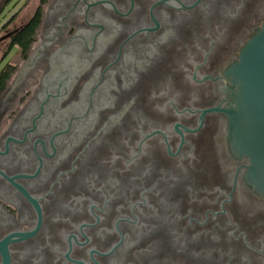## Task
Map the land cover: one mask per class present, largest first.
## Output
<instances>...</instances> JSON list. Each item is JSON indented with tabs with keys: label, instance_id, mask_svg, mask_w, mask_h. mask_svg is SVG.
Listing matches in <instances>:
<instances>
[{
	"label": "flooded vegetation",
	"instance_id": "flooded-vegetation-1",
	"mask_svg": "<svg viewBox=\"0 0 264 264\" xmlns=\"http://www.w3.org/2000/svg\"><path fill=\"white\" fill-rule=\"evenodd\" d=\"M15 1L0 0V15ZM98 1L120 14L130 8V0L92 4ZM160 1L132 0L123 16L96 4L86 21L102 27L97 33L100 27L85 21L83 0H37L29 20L39 13L40 21L24 57L17 47L5 55L24 24L7 30L9 20L0 27L2 37L12 33L0 40L8 41L0 61L13 50L23 59L18 68L7 62L15 71L0 94V152L7 138L22 141L33 128L46 102L44 88L65 90L47 97L25 140H8V152L0 154L8 179L34 175L37 155L41 159L35 177L14 179L37 200L40 224L32 236L7 244L10 264H79L65 258L70 235L78 244L86 242L83 235L88 239L78 245L70 236L68 258L83 264H96L91 256L99 264H264V196L241 182L247 163L229 150L224 113L206 112L201 121L202 112H194L225 109L224 73L264 22V0H199L194 6L197 0H177L192 7L152 8ZM151 8L160 28L136 33L156 28ZM55 66L60 70L52 73ZM49 92L57 95L58 88ZM37 140L51 157L40 141L35 154ZM154 187L156 193L147 192ZM36 223L30 203L0 174V242L31 232ZM118 243L109 255L90 256Z\"/></svg>",
	"mask_w": 264,
	"mask_h": 264
},
{
	"label": "water",
	"instance_id": "water-1",
	"mask_svg": "<svg viewBox=\"0 0 264 264\" xmlns=\"http://www.w3.org/2000/svg\"><path fill=\"white\" fill-rule=\"evenodd\" d=\"M198 1L199 0H197L192 6H194ZM77 2H78V0H77ZM83 2L85 3L84 0H83ZM98 3H101L104 7L113 10L114 12L118 13L121 16L126 15L129 12V10L131 9V6H132V0H130V8L127 11V13L126 14H120L119 12H117L114 9L113 5L110 2H108V1H98V2H96L94 4H92V0H91V4L85 3V4L88 5L86 7L87 10L85 12V21H86V13H87L88 9L93 7V6H95ZM161 3H165V4H167V5H169V6L173 7V8H176V9H188V8L192 7V6L184 7L177 0H163V1H160V2H158L156 4H154L152 6V8L154 6H156V5H158V4H161ZM74 6L75 5H73V9H74ZM152 8L150 9V17L153 20V22L156 24V28L142 29V30L137 31L136 33H141V34H143L145 36L148 31H156V30H158L160 28V26L158 25L157 21L151 15ZM73 9H70V11L73 10ZM80 14H82V13H80ZM58 20L61 22V20H65V18H58ZM86 23L88 25H90V26L100 27V30L97 33H99L102 30V27L100 25L91 24V23H89L87 21H86ZM60 28H63V27H60ZM57 30H58V27H57ZM78 32H80V31H78ZM97 33L94 35V37L97 35ZM136 33H134V34H136ZM75 34H77V33H75ZM11 35H12V33L8 34L5 37L0 38V40H4L7 37H10ZM55 35H58V34H55ZM132 36H130V37H132ZM94 37H93V40H92V48H91V50L93 49ZM128 39H126L125 41H127ZM122 44H121V46H122ZM121 46H120V48H121ZM120 48H119V56H120ZM91 50H88V51L90 52ZM119 56H118V58H119ZM37 57H38V52H37V56L35 58H37ZM117 60L115 62H117ZM115 62H113V63H115ZM29 63H30V60L25 62L22 65V67L20 68V71H19L15 81L13 82V84L10 87V92L13 91L16 87H18V85L20 84L22 79H24V76H25L26 72L30 68V64ZM31 66H32V64H31ZM59 70L60 69L57 66L51 67V72L52 73H57ZM195 74H196V70H195ZM195 74L193 75V79H194ZM224 75H225L226 79L229 81L228 85L224 82L223 79H221L219 77H217V78L219 80L223 81L227 85V87L225 88V94L227 96V104H226L225 109L224 110H219V109H217L218 108L217 107V108H214V109H206V110L194 111V112H202V114L199 117V120H201V121H202V118H203V116H204V114L206 112H218L219 111V112H223L224 113V115H225V117L227 119V138H228L229 150H230V152H231V154L233 156H235L236 158H238L240 160H244L247 163V169H246V172L243 173V175H242L243 179L241 180V182H244L245 183V187H247V188H248V186H250V188L257 195L264 196V22L262 23L261 27L256 30L255 34L244 45V47L240 51V54L238 56L237 61H235L226 70ZM102 76H103V74H102ZM101 79H102V77H101ZM211 81H213V80H211ZM199 82H201V81H199ZM41 85H42V82H41ZM54 88H58V94L57 95H55L54 93H50L49 92V89H54ZM44 89L46 91L42 92V93H44V96H46V102L48 101L47 97L60 96V95L65 93V90L63 88H61L60 86L59 87H57V86H47ZM92 91H91V94H92ZM7 95L8 94H6V96ZM90 101H91V96H90ZM46 102H42L41 103L40 113H41V109H42V104H45ZM130 105H131V102H130V104H128V107L125 109V111L129 108ZM185 110H188V109H185ZM40 113H39L38 116H35L33 118V120L35 118L39 117ZM124 113L125 112H123L119 116V118H118V120H116L115 124L118 123L119 119L122 117V115ZM178 113H181V112H178ZM190 113H193V112H190ZM72 118H80V117H72ZM33 120H32L33 128L32 129H28L26 131H31V130L34 129L35 124H34ZM70 125H71V120H70V123H69V128H70ZM200 125H201V123H200ZM200 125H199V127H200ZM176 126H179V125L176 124L174 126V130L176 132H178L180 134V136H181V142H180V145H181V143H182V135L176 129ZM180 127L185 129V130H187V132H193V131H196L199 128L198 127L195 130H189V129L184 128L182 126H180ZM68 129L65 130V131H68ZM26 131L24 133V138H23L22 141H18L15 138H7L6 139V143H5V152H0V154H5V153L8 152V140H12V141L19 142V143L23 142L25 140V138H26ZM65 131H61V132H58L56 134H59V133L65 132ZM99 131H98V133H99ZM156 132H159V131H155L152 134H154ZM98 133L96 134V136L98 135ZM56 134H54L52 136L51 140H50V143H51V145L53 147V154L55 153L56 149L54 148V145L52 143V139H53V137ZM152 134H150V135H152ZM147 137L148 136H146L145 138H147ZM164 139H165V137H164ZM38 141H40V140H37L35 142V144H34V152H35V145H36V143ZM40 142L42 144L44 154L46 156H48V157H51L53 154L52 155H47L44 143L42 141H40ZM165 142H166V140H165ZM180 145H179V147H180ZM139 147H140V144H139ZM178 150H179V148H178ZM167 152H168L169 155L173 156L170 153V151H169V147H168ZM35 154H36V152H35ZM37 157L39 159V166H40L41 159L39 158L38 155H37ZM39 166H38V168H37V170H36L34 175L22 174V175L15 176L12 179H8L2 172H0V174L7 181H9L12 185H14L21 192V194L27 199V201L30 203V205L32 206V208H33V210H34V212H35V214L37 216L36 226L31 232H29V233H12V234H9L8 236H6L0 242V253L2 255V262L0 264H10V255H8V251H7V247H6L8 243L14 242V241L23 240V239H26V238L32 236L36 232L38 227H39V224H40V209H39V207H38V205L36 203L37 200L34 201L33 199L29 198L28 195L26 194L25 190L22 188V186L20 184L14 182V179H16V178H22V177L31 178V177H35L38 174ZM236 174H237V172H236ZM233 188H234V184H233ZM147 192L156 193L155 187L152 190L147 191ZM92 207L96 208V206L95 205L91 206V212H92ZM104 207H105V202H104ZM104 207H103V210H104ZM132 211H133V209H132ZM207 212H212V211H207ZM92 214L97 218V222H96V224H97L99 219L93 212H92ZM221 214H223V213H221ZM132 215H133V212H132ZM134 219H135V217H134ZM206 219H207V217H206ZM192 220H194V219H192ZM212 220H214L213 217H212ZM118 221L129 222V221L123 220V219L118 220ZM228 221L230 222V220H228ZM117 222H116V229H117L118 233L121 236V240H120V242H121L123 238H122V235H121L120 231L117 228ZM129 223H133V222H129ZM94 225L82 224L81 227L82 226L89 227V226H94ZM200 225H202V224H200ZM81 227H80V231H81ZM81 233H82V231H81ZM70 236H72L74 238L75 242L77 243L75 236L74 235H70ZM70 236L68 238L69 248L66 249L65 258L67 260H69V261H72V262H75V263H79V264H83L79 260L68 258V253H69V251L71 249ZM83 236L86 238V242H87V240H88L87 237L85 235H83ZM86 242H84V243H86ZM84 243H81V244L77 243V244L78 245H82ZM119 243L116 244L112 248V250L109 253H107V254H100L97 251L91 250L90 251V256H91L92 253H97V254L103 255V256L109 255L110 253H112L113 249L117 245H119ZM91 259L96 264H99L92 258V256H91ZM117 259H118V257H117Z\"/></svg>",
	"mask_w": 264,
	"mask_h": 264
},
{
	"label": "rangeland",
	"instance_id": "rangeland-1",
	"mask_svg": "<svg viewBox=\"0 0 264 264\" xmlns=\"http://www.w3.org/2000/svg\"><path fill=\"white\" fill-rule=\"evenodd\" d=\"M15 2H13L14 5H12V3L8 7H6L4 13L0 15V27L7 23L9 20L11 21V18H13L14 20H12V22L9 24L7 30H12L13 28H17L25 24L29 20L37 4V0H20L19 2ZM4 34L5 31H0V37H2ZM7 42L8 41L6 40L0 42V60L5 51ZM22 60L23 59L19 56L17 51L13 50L10 55L4 61L1 62L0 68L3 65L7 64V62L12 65H15L18 68Z\"/></svg>",
	"mask_w": 264,
	"mask_h": 264
},
{
	"label": "trees",
	"instance_id": "trees-1",
	"mask_svg": "<svg viewBox=\"0 0 264 264\" xmlns=\"http://www.w3.org/2000/svg\"><path fill=\"white\" fill-rule=\"evenodd\" d=\"M12 20L14 19L12 18L11 21ZM11 21H9V23ZM39 21H40V14L38 13L34 17H32L26 24H24L23 27L10 39V43L6 49L5 55H7L13 47H17L20 54L24 57L31 46V42L33 41V37L35 35ZM14 71H15V67L11 66L8 63L1 67L0 94L5 89Z\"/></svg>",
	"mask_w": 264,
	"mask_h": 264
}]
</instances>
